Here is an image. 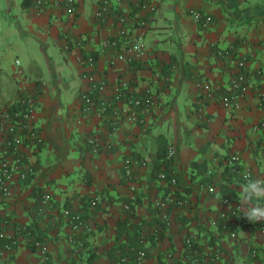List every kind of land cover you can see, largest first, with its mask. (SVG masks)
<instances>
[{"label":"crops","instance_id":"0c3cea01","mask_svg":"<svg viewBox=\"0 0 264 264\" xmlns=\"http://www.w3.org/2000/svg\"><path fill=\"white\" fill-rule=\"evenodd\" d=\"M142 1L156 4L152 16L138 9ZM99 2L77 0L69 15L61 6L36 10L31 0H0V111L21 91L33 95L42 137L23 143L28 176L15 179L9 195L0 192L1 227L15 242L1 264H115L107 251L122 222L125 247L130 237L144 239L138 264H264V221L250 222L240 201L245 170L264 180V0H122L128 37L146 48L135 62L112 59L117 48L104 42L120 41L119 22L95 19ZM192 9L211 20L196 22ZM88 55L92 67L81 64ZM240 70L249 90L233 95L236 107H224L221 97ZM86 73L101 83L102 99L119 90L149 102L137 107L136 121L83 113L78 96L91 91ZM160 136L174 148L165 170L155 167ZM162 171L175 185L159 177ZM168 194L187 202L158 208ZM65 208L78 211L90 230L74 231ZM223 214L226 230L218 224ZM160 223L163 237L151 244ZM37 242L47 248L44 257Z\"/></svg>","mask_w":264,"mask_h":264},{"label":"built area","instance_id":"2783aa9c","mask_svg":"<svg viewBox=\"0 0 264 264\" xmlns=\"http://www.w3.org/2000/svg\"><path fill=\"white\" fill-rule=\"evenodd\" d=\"M32 5L36 10H42L46 7L61 6L66 14H74L77 9V0H31ZM122 0H100L99 6L94 13L95 19L104 23L109 16H114L119 22L118 39H112L105 41L104 45H110L117 48L116 55L112 59H119L126 62L139 61L145 54L146 48L144 44L137 40H130L128 37V29L126 25L125 14L119 9V5ZM139 10L145 11L148 16H152L156 12V4L152 1H142L137 4ZM190 15L196 22H202L206 25L211 17L205 15L199 10H190ZM148 19H143L138 22L140 27H144ZM86 38L84 36L79 37L77 43L81 46ZM219 54L227 55V51H219ZM16 64L19 61L16 60ZM81 64L88 67L94 65V58L91 55L86 56L81 60ZM244 66V60L237 62V67L241 69ZM91 83V91L80 92L78 99L80 105V111L83 113L89 112H102L108 113L113 118L119 117L124 113L130 121H136V109L142 103H148L149 99L140 97H130L123 94L121 91H117L110 99H102L97 95H92L93 91H98L101 83H97L92 73H86L84 75ZM207 92L210 91L208 84L201 86ZM230 92L225 93L221 97V102L224 107H236L237 104L233 101V95H244L248 92L249 86L246 80L245 74L240 70L235 76L232 77L230 83ZM260 101L264 102V92L260 93ZM124 102L127 107H123L120 103ZM260 125L264 127V116L260 120ZM0 135L2 137V146L4 151L0 154V192L4 195L10 194V185L17 178L25 179L30 173L29 168L24 166L23 156V143L25 141H31L35 144L42 143V137L39 135L38 128L35 125V99L31 94H23V91L19 92L13 102L3 107L0 111ZM87 142L95 149L98 148V143L94 138H88ZM174 148L169 146L167 148V156L173 157ZM238 160L236 154L231 155L228 158V164L234 165ZM125 172H130V160H125L124 166ZM159 177L165 179L171 185H175L176 178L173 175H167L165 172H160ZM243 179L248 181L253 179V174L250 170H245L242 174ZM49 194L44 195V201H48ZM186 200L177 197L174 194H168L163 198L157 200L155 205L160 209H165L170 205L186 204ZM63 214L69 219L71 228L74 231L78 230H90L89 224L85 222L81 214L78 211L65 208ZM232 216L236 214V210L231 211ZM244 223V221L242 222ZM222 229H228L229 220L226 214H223L222 219L218 222ZM245 224V223H244ZM232 237L235 236L234 231H230ZM187 246H191V239L187 238ZM15 242L13 239L8 238L1 227L0 221V258L5 254L12 252ZM39 247L40 254L44 257L47 251L45 244L41 242L36 243ZM144 239H139V246L136 249L137 258L140 260L145 256V250L143 248ZM1 264V261H0Z\"/></svg>","mask_w":264,"mask_h":264},{"label":"trees","instance_id":"16d2710c","mask_svg":"<svg viewBox=\"0 0 264 264\" xmlns=\"http://www.w3.org/2000/svg\"><path fill=\"white\" fill-rule=\"evenodd\" d=\"M92 95H96V91H93ZM167 148L168 147H167L166 139L163 136H160L159 148H158V154H157V162L155 164V167L157 170H159V168L161 167H164V170H165L170 164V159L167 156ZM124 227H125L124 222H122V224L121 223L118 224L116 244L107 251V254L111 257V260L114 259L113 261L115 262V264H138L139 259L137 258L135 248L139 246V239L141 237H136V236L130 237L128 239L129 243L125 247L121 242H119L121 233L125 231ZM163 229H164V224L160 223L159 227H157L156 229L157 231L151 234L149 237V241L151 244H154L162 239ZM33 230L34 229L32 228L31 230L29 229V231L31 232H33ZM117 251L120 252L119 255H115Z\"/></svg>","mask_w":264,"mask_h":264},{"label":"clouds","instance_id":"9594fccd","mask_svg":"<svg viewBox=\"0 0 264 264\" xmlns=\"http://www.w3.org/2000/svg\"><path fill=\"white\" fill-rule=\"evenodd\" d=\"M218 199H222L221 194H217ZM255 198L258 202L253 204L251 201ZM264 198V180L249 179L242 186V198L240 199L243 216L250 222L264 221V204L259 203Z\"/></svg>","mask_w":264,"mask_h":264}]
</instances>
